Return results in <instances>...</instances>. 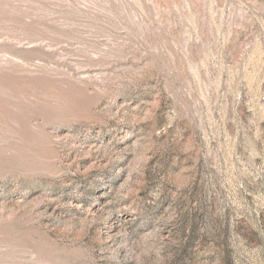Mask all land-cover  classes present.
<instances>
[{
  "label": "rangeland",
  "instance_id": "374dc122",
  "mask_svg": "<svg viewBox=\"0 0 264 264\" xmlns=\"http://www.w3.org/2000/svg\"><path fill=\"white\" fill-rule=\"evenodd\" d=\"M0 264H264V0H0Z\"/></svg>",
  "mask_w": 264,
  "mask_h": 264
}]
</instances>
